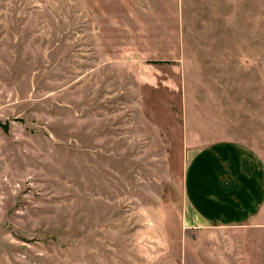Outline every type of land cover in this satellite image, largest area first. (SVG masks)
Returning <instances> with one entry per match:
<instances>
[{
    "label": "rangeland",
    "instance_id": "374dc122",
    "mask_svg": "<svg viewBox=\"0 0 264 264\" xmlns=\"http://www.w3.org/2000/svg\"><path fill=\"white\" fill-rule=\"evenodd\" d=\"M175 1L189 91L264 156V0H0V264L207 263L181 244Z\"/></svg>",
    "mask_w": 264,
    "mask_h": 264
},
{
    "label": "crops",
    "instance_id": "0c3cea01",
    "mask_svg": "<svg viewBox=\"0 0 264 264\" xmlns=\"http://www.w3.org/2000/svg\"><path fill=\"white\" fill-rule=\"evenodd\" d=\"M179 5L175 1L174 37L179 43L174 41L176 47L169 51L173 57L168 58L179 61L185 88L184 254L206 264H264V156L248 144L221 136L224 108L208 102L219 96L189 91L196 75L185 73L189 64ZM191 234L198 237L193 240Z\"/></svg>",
    "mask_w": 264,
    "mask_h": 264
}]
</instances>
